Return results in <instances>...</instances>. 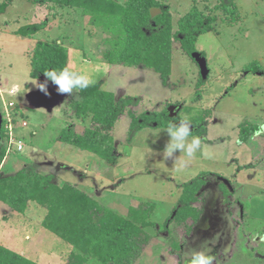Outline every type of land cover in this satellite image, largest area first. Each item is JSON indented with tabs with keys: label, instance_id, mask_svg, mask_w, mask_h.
<instances>
[{
	"label": "rangeland",
	"instance_id": "1",
	"mask_svg": "<svg viewBox=\"0 0 264 264\" xmlns=\"http://www.w3.org/2000/svg\"><path fill=\"white\" fill-rule=\"evenodd\" d=\"M159 1L169 6L173 30L194 2L197 9L216 18L213 30L196 41L197 51L206 60V79L199 76L197 64L177 42L172 45L169 78L162 84L151 69L110 63L114 33L81 9L11 2L0 14V115L11 103L7 109L15 142L23 150L17 152L16 145L7 141L0 173L21 169L52 173L59 182L77 186L121 215L138 203H155L150 221L159 228L178 204L184 183L201 172L217 173L231 180L241 207L236 203L226 209L210 178L199 191L203 214L191 238H180L181 232L173 224L168 226L169 234L149 228L151 242L135 264H193L194 255L200 252L210 256L212 264H264V172L238 170L236 165L249 163L250 155L252 162L264 157V132L252 138L248 148L237 140L238 125L245 120L264 124V74L243 71L251 63L264 70V0H234L239 15L234 24H228L225 15L214 8L220 0ZM43 21L46 27L35 35H15L20 27ZM38 42L63 45L68 50L66 67L91 75L102 90L115 97L137 98L138 105L132 108L135 114L181 103L183 119L207 122L209 143L200 138L201 150L191 160L178 151L173 158L164 159L169 139L164 129L144 128L128 145L126 115L114 125L113 140L121 155L115 166L57 141L71 121L63 110L77 95L60 94L51 82H47L45 95L34 85L35 81L43 83L41 78L29 77L31 51ZM198 79L204 82L198 89L200 99L195 89ZM81 130L77 125L76 131ZM259 166L264 169L263 163ZM2 209L0 205V217ZM43 214L44 210L31 206L24 218H11L7 223L0 219V246L37 264H65L73 248L41 226ZM87 264L99 263L88 259Z\"/></svg>",
	"mask_w": 264,
	"mask_h": 264
},
{
	"label": "trees",
	"instance_id": "2",
	"mask_svg": "<svg viewBox=\"0 0 264 264\" xmlns=\"http://www.w3.org/2000/svg\"><path fill=\"white\" fill-rule=\"evenodd\" d=\"M13 0H2L0 14ZM35 5H53L61 8L81 9L105 29L114 33L110 63L127 67L151 69L165 84L171 72L172 45L177 42L180 50L190 59L198 52L196 41L202 34L213 30L216 18L197 9L195 2L190 10L172 24L169 6L159 0H25ZM206 1V0H204ZM225 15L228 24L239 20L234 0H220L214 7ZM46 27V21L20 27L15 35L26 38ZM204 57V54L200 52ZM68 50L56 42H38L31 51L29 77H46L43 72L66 67ZM193 61V60H192ZM194 62V61H193ZM244 72L264 74L258 64L251 63ZM50 82V81H48ZM204 82L198 79L196 88ZM77 97L67 102L63 115L71 121L59 133L57 140L81 151L89 152L110 166L121 157L115 148L113 130L124 115L129 119L126 144L132 143L136 133L144 128L165 129L176 119L168 116L165 108L135 114L132 108L138 99L131 96L115 97L104 91L98 83L75 92ZM197 99H200L198 90ZM197 127L192 132L199 138L206 134L204 121H192ZM82 126L80 132L76 131ZM3 132V133H2ZM264 132V124L244 121L239 125L238 139L250 143L252 138ZM8 137L4 133V121L0 130V164L6 154ZM264 160V157L262 158ZM255 161L252 166H257ZM184 183L178 204L159 228L150 218L157 206L151 202L138 203L125 215L108 208L96 198L69 182H59L49 173L21 169L13 174L0 173V202L12 212L23 214L28 203L44 210L41 226L73 251L65 264H87L94 259L99 264H135L151 242L146 231L151 228L157 234L166 232L169 224L181 232L180 238H189L201 215L199 191L204 185L202 176ZM224 196L228 193L224 189ZM179 230V231H178ZM174 247H178L177 243ZM0 264H37L0 246Z\"/></svg>",
	"mask_w": 264,
	"mask_h": 264
},
{
	"label": "clouds",
	"instance_id": "3",
	"mask_svg": "<svg viewBox=\"0 0 264 264\" xmlns=\"http://www.w3.org/2000/svg\"><path fill=\"white\" fill-rule=\"evenodd\" d=\"M43 74L46 77V81L41 84H36L35 81L34 85L45 95H48V81L56 86L58 93L70 96L76 91L85 90L95 84V80L91 75L72 71L67 67L59 70L51 69L43 72ZM163 131L169 138L163 150L164 159L173 158L178 151L183 153L188 160H191L201 150L202 141L199 137L192 135L191 124L187 119L179 121L178 124L176 122L169 123ZM189 137H191L190 142ZM178 160L179 158L175 161ZM193 264H212V258L203 252L196 253L193 258Z\"/></svg>",
	"mask_w": 264,
	"mask_h": 264
},
{
	"label": "flooded vegetation",
	"instance_id": "4",
	"mask_svg": "<svg viewBox=\"0 0 264 264\" xmlns=\"http://www.w3.org/2000/svg\"><path fill=\"white\" fill-rule=\"evenodd\" d=\"M198 53H200V52H198ZM203 57V56H202ZM199 74H200V72H199ZM200 76V75H199ZM196 86V85H195ZM195 89H199V88H196L195 87ZM170 107H175V109L174 110H172L171 112L174 114V117H173V119H176L174 122H177L178 120L179 121H181V120H185V119H183L181 116H180V113H181V111L183 110V106H182V104L181 103H179V104H173V105H166V106H164L163 108H165V110L167 111ZM156 111H158V110H156ZM167 113L169 114V112L167 111ZM189 121V120H188ZM245 121H249V120H245ZM251 121V120H250ZM191 124H192V121H189ZM205 122V121H204ZM254 122V121H253ZM241 124V123H240ZM239 124V125H240ZM238 125V126H239ZM192 126H193V124H192ZM205 126H206V134H207V122H205ZM193 128H194V130L192 131V132H194V131H196V129H197V127H195V126H193ZM238 130H239V127H238ZM206 134H205V136L204 137H201L202 138V141L203 142H206V143H209V141L206 139ZM237 140H238V142L240 143V144H242V145H245L246 147L248 146V145H250L251 144V142L250 143H243V142H241L239 139H238V131H237ZM248 148V147H247ZM252 153V152H251ZM252 158H254V155H253V157ZM263 158V157H262ZM261 158V161H258V165L257 166H252L251 167V165H253V163L255 162H252L251 160V155H250V161H249V163H247V164H245V165H239L238 163L236 164L237 165V169L239 170V169H248V170H259V171H262V172H264V169H260V166H259V164H261V163H263L264 164V160ZM234 161V160H233ZM204 173V172H203ZM210 178H211V180L213 181V182H215V184H216V186H217V189L220 191V194H221V196H222V198H223V203L225 204V207H226V209H232V206L233 205H235L236 203H238L239 205H238V207H241L240 205V202L238 201V199L237 198H235V190H234V188H233V186H232V183L230 182L231 180L230 179H226L224 176H220L219 174H217V173H211V172H207V173H204V175L202 176V179L204 180V185L201 187V189H200V192H202L203 191V187L204 186H206L208 183H209V181L208 180H210ZM223 180L224 181H227L228 182V184H229V186L227 187L226 185H225V183L223 182ZM221 188H223V189H225L226 190V192L227 193H230L229 195H228V197H225L224 196V192H223V190L221 189ZM200 194V193H199ZM234 196V198L232 199V200H230V198L231 197H233ZM244 212V211H243ZM245 213V212H244ZM203 214V208H201V215ZM201 215H200V218H201ZM239 216L241 217V213L239 214ZM200 218H199V220H200ZM198 220V221H199ZM192 234H193V232H192ZM192 234H191V236H192ZM191 236L189 237V238H186V240L187 239H190L191 238ZM183 249V247H182V245H180V251Z\"/></svg>",
	"mask_w": 264,
	"mask_h": 264
},
{
	"label": "water",
	"instance_id": "5",
	"mask_svg": "<svg viewBox=\"0 0 264 264\" xmlns=\"http://www.w3.org/2000/svg\"><path fill=\"white\" fill-rule=\"evenodd\" d=\"M191 58L192 60L197 64L198 68H199V72H200V76L201 78L204 80L206 79L207 75H208V69H207V65H206V60L204 57H202L200 55V53L198 52H194L191 54ZM41 80H43V83L46 81L44 78H41ZM175 107H170L167 111L169 112L168 116L170 118H173L174 117V114L171 112L172 110H174ZM177 124L179 123V120L176 122ZM1 124H2V117L0 115V130H1ZM191 124V123H190ZM194 128L191 124V131H193ZM223 182L225 183V185L228 187L229 184L227 181H224Z\"/></svg>",
	"mask_w": 264,
	"mask_h": 264
},
{
	"label": "built area",
	"instance_id": "6",
	"mask_svg": "<svg viewBox=\"0 0 264 264\" xmlns=\"http://www.w3.org/2000/svg\"><path fill=\"white\" fill-rule=\"evenodd\" d=\"M12 107V104L9 103L7 105V108ZM5 108L3 115H1L2 117V121H4V133L7 135L8 137V143L12 144L14 143V145H16V150L17 152L22 151L23 145L20 142H15V140L13 139V125H12V119H11V113L8 111V109ZM22 126H25V123H22Z\"/></svg>",
	"mask_w": 264,
	"mask_h": 264
},
{
	"label": "crops",
	"instance_id": "7",
	"mask_svg": "<svg viewBox=\"0 0 264 264\" xmlns=\"http://www.w3.org/2000/svg\"><path fill=\"white\" fill-rule=\"evenodd\" d=\"M23 123V122H22ZM22 123H21V126H22ZM23 127H26V124H25V126H23ZM12 133H13V139L14 140H16L15 139V135H14V130L12 131ZM58 141V140H57ZM22 150H23V148H22ZM9 154V153H8ZM46 164H48V162L46 163ZM48 165H51V164H48ZM201 173H203V172H201ZM204 173H207V172H204ZM50 174H52V173H50ZM52 175H54V174H52ZM1 204V206H2V214H1V217H0V219L2 220V221H5V223H7L8 221H10V219L11 218H14V219H20V218H24V216L29 212V210H30V208H31V206H36L35 204H32V203H28V206H27V210L25 211V213H23V214H18V213H15V212H12L11 211V209L6 205V204H4V203H2V202H0ZM38 209H40V210H42L40 207H38V206H36ZM14 214H16V215H18V217H15L16 215H14ZM14 215V216H13ZM16 231V230H15Z\"/></svg>",
	"mask_w": 264,
	"mask_h": 264
}]
</instances>
